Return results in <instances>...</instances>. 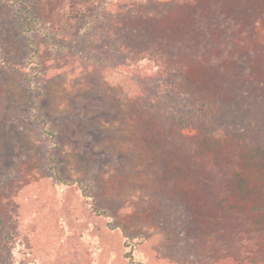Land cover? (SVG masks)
Masks as SVG:
<instances>
[{"label":"rangeland","instance_id":"obj_1","mask_svg":"<svg viewBox=\"0 0 264 264\" xmlns=\"http://www.w3.org/2000/svg\"><path fill=\"white\" fill-rule=\"evenodd\" d=\"M27 1L50 31L49 37L36 29L27 32L40 49L43 73L38 76L28 61L29 39L22 36L27 18L18 7L24 4L0 0V264H132L127 241L134 246L135 260L145 264H215L199 254L207 255L205 244L222 241L224 232L215 228L214 237L199 232L191 245L190 237L181 233L189 218L186 199L213 189L207 183L213 174L210 160L236 165L235 154L242 169L230 186V202L255 219L257 247L263 252L264 102L234 75L237 68L216 66L224 56L243 59L229 41L234 35L228 28L230 18L241 20L237 11L243 5H227L224 15L204 22L200 39L182 37L183 50H176L177 42L164 39L165 19L148 25L143 21L141 8L148 5L137 4L128 14L110 3L104 15L92 18V25L81 20L64 32L54 17L63 0ZM166 1L153 0L152 9L162 10ZM122 43L179 55L180 61L191 64L190 78L201 80L200 85L206 86L209 73L225 72L227 84L207 90L220 107L209 128L171 126L170 116H149L137 107L127 111L124 101L133 105L138 87L121 71L107 69L99 81L87 75L89 60L108 65L126 60ZM197 55L220 60L197 65ZM133 63L143 65L151 76L156 72L153 63ZM162 95L171 108L177 96ZM39 115L57 129L58 145L43 131ZM223 123L233 128L216 130ZM167 141L201 145L189 153L175 145L169 148ZM52 155L57 156L59 177L79 180L85 190L57 179L50 167ZM227 190L224 186L220 191ZM213 197L200 198L207 211L217 204Z\"/></svg>","mask_w":264,"mask_h":264},{"label":"trees","instance_id":"obj_2","mask_svg":"<svg viewBox=\"0 0 264 264\" xmlns=\"http://www.w3.org/2000/svg\"><path fill=\"white\" fill-rule=\"evenodd\" d=\"M15 3H23L24 7L20 4L18 10L26 13L27 18L26 25L22 30V36L28 38L27 50H28V61L33 63V71L35 75L43 73V63L39 59L40 49L35 44V40L29 31L39 30L43 35L50 36L46 25L35 14L34 8L28 3L27 0H13ZM113 1V2H112ZM153 0H63L55 13V22L57 29L60 31H72L74 27L79 24L81 20H85L86 25H92V18H97L99 15H104V9L108 4H118V8L129 13L135 12L133 8L137 4L148 5L149 8H141V13H144L143 21L147 22L148 25L152 21L166 20V28L164 29V39L169 42H177L175 45L176 50H183L182 37H190L191 39H200L201 30H206L205 23L213 15L225 13V7L227 5H243L241 11H237L241 17L230 18L232 21L231 31L234 35L229 41L234 43V46L239 50L238 56H243V59L233 60L232 58L224 56L220 59H209L203 58L202 55L195 56L197 59V65L207 63L210 61L212 64H218L219 60L221 63L216 65L217 68L224 64H231L234 68H237L235 76L242 79L246 83V86L256 90V94L259 95L261 101L264 102V0H168L164 3L162 10H153ZM219 10V11H218ZM176 16L173 15V12ZM217 12V14H215ZM221 12V13H220ZM18 16V15H17ZM94 16V17H93ZM151 16V17H150ZM174 16V17H173ZM239 17V16H238ZM152 18V19H151ZM182 25V22H188ZM223 21H226L223 20ZM183 22V23H184ZM193 22V23H192ZM244 22V23H243ZM201 26V27H200ZM92 27V26H87ZM208 27V26H207ZM38 28V29H37ZM227 28V29H228ZM196 31L193 36L190 33ZM51 47L58 50L57 44H52ZM62 47L60 48V50ZM121 50L126 53V60L116 61L115 63L100 64L93 63V60L85 67L87 75L93 76L99 81L104 75L107 69H116L121 71L125 77L131 82L137 85L138 94L134 97L135 100L133 105L128 104V100L124 101L127 111H130L129 107H137L141 111H146V114L153 117L170 116L172 122L171 126L181 127H205L209 128L212 120L219 113V108L213 101L207 90L211 87L221 88L223 87L225 72L214 75L209 73L204 79V85H200V81H193L190 78V67L191 64H187L179 60L177 54L169 55V51L162 50L157 47H148L144 49H137L130 47L128 44L122 43ZM229 55V54H228ZM193 57V58H195ZM131 58V60H130ZM141 61L145 64H152L156 68L154 75L147 73V70L143 69V65H135V60ZM241 61V62H237ZM92 63V64H91ZM237 63H242L241 66ZM92 67V68H90ZM239 67V68H238ZM227 68V67H226ZM223 76V77H222ZM32 83V78H29V82ZM227 84V81L225 82ZM244 83V84H245ZM214 84V85H212ZM223 89V88H222ZM250 89V90H251ZM227 91V89H223ZM170 92L177 96L175 104H171L172 107H166L164 102L165 98L163 93ZM165 105V106H163ZM129 113L130 112H125ZM37 119L41 122L43 131L51 136L55 145H58V131L52 127V123L44 115L37 116ZM242 126L245 123L237 120ZM228 127L233 128L232 125ZM226 125H218L216 130H223L228 128ZM245 130V128H244ZM211 133L216 131L212 130ZM211 133H207L206 136H210ZM250 137L245 139V142H249ZM57 141V142H56ZM166 143H169L167 141ZM178 147L182 151L193 152L195 148L200 147L201 142H195V146H189L186 141L180 143H169V148L173 146ZM185 152V153H186ZM238 154H235L236 165L233 161L217 162L213 160L208 162V167L212 168L213 174L207 179V183H212L208 193L203 195L202 193L196 194L195 199H186V208L189 211V218L185 222L184 228L181 233L190 237L191 245H195L198 241L197 237L199 232H206L208 236H213L215 233L213 230L218 228L220 232H224V239L220 241L215 238L211 240V243H207L208 254H199L205 261L215 264H264V251L262 252L260 247H257L259 241V235L256 229V221L253 216L247 213H241L239 206L230 202L229 194L232 192L230 186L233 180L240 175L242 163L239 160ZM52 161L50 167L54 168L55 175L59 181L64 184L78 183L80 188L85 190V186L79 180H63L59 177V166L56 163L57 156L52 155L49 158ZM209 161V160H208ZM221 161V160H220ZM235 163V162H234ZM238 163V164H237ZM163 165V164H162ZM215 183V185L213 184ZM227 186L228 190L223 194L220 190ZM91 187H93L91 185ZM205 186H197L196 189ZM195 190V189H194ZM198 191V190H195ZM212 195L213 198H217L216 205H209L210 211H207L208 207L204 208V204L200 202V198H205ZM179 197V196H177ZM219 198V199H218ZM224 198V199H223ZM204 201V200H203ZM243 207V206H242ZM99 214H106L105 210H100L98 207L94 208ZM240 212V213H239ZM222 215L227 216L228 223H223L221 220L224 218ZM233 218V220H232ZM200 219H202L200 221ZM264 223V220H262ZM208 223H210L211 228ZM262 223V224H263ZM225 229V230H224ZM188 230V232H187ZM187 232V233H186ZM220 238L222 235H220ZM126 246L132 248L126 252L129 261L132 264H145V262L135 260L134 246L129 241L126 242ZM207 259V260H206Z\"/></svg>","mask_w":264,"mask_h":264}]
</instances>
